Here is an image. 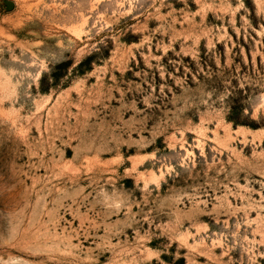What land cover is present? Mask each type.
I'll return each mask as SVG.
<instances>
[{
  "label": "rangeland",
  "instance_id": "obj_1",
  "mask_svg": "<svg viewBox=\"0 0 264 264\" xmlns=\"http://www.w3.org/2000/svg\"><path fill=\"white\" fill-rule=\"evenodd\" d=\"M0 264H264V0H0Z\"/></svg>",
  "mask_w": 264,
  "mask_h": 264
}]
</instances>
